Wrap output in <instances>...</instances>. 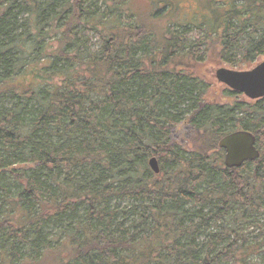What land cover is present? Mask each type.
<instances>
[{
	"label": "trees",
	"instance_id": "obj_1",
	"mask_svg": "<svg viewBox=\"0 0 264 264\" xmlns=\"http://www.w3.org/2000/svg\"><path fill=\"white\" fill-rule=\"evenodd\" d=\"M132 1L0 0V264H264V98L208 102L193 64L264 55V0L161 32L171 1ZM235 131L259 159L228 169Z\"/></svg>",
	"mask_w": 264,
	"mask_h": 264
},
{
	"label": "rangeland",
	"instance_id": "obj_2",
	"mask_svg": "<svg viewBox=\"0 0 264 264\" xmlns=\"http://www.w3.org/2000/svg\"><path fill=\"white\" fill-rule=\"evenodd\" d=\"M133 0L132 5L135 6V9L142 16L146 17V13L148 11H153L154 6H152L153 0ZM157 1V0H154ZM170 7L167 8L168 15L166 17L161 18V20L154 23V28L156 31L161 32L164 30L166 26H168V17L173 19H186V21L179 22H188L195 13L200 16L203 6L206 5L207 2L211 4L212 0H170ZM158 6V5H157ZM201 10V12H200ZM165 11V9H164ZM220 12H223L222 10ZM201 17V16H200ZM152 24V23H151ZM189 27H193L192 25H188ZM173 28L176 29L175 26ZM195 36V35H194ZM217 43V42H216ZM220 46L218 47L216 44L213 46V52L201 51L200 59L202 62H193L196 72L200 78L207 80L210 83V89L207 93L206 101L211 102L213 104L216 103H225L226 99H231L232 97L227 96L225 94V90L227 87L220 84L215 78V71L219 68H226L230 70L236 71H249L254 68L256 64L264 60V55L259 57L255 62L245 63V65H240L238 67H230L225 62L220 60L219 57ZM247 99V98H246ZM248 100V99H247ZM200 134H198L190 125L187 123H181L175 128L171 130L170 140L172 143L177 144L181 149L191 150L193 148V143L195 139H199Z\"/></svg>",
	"mask_w": 264,
	"mask_h": 264
},
{
	"label": "water",
	"instance_id": "obj_3",
	"mask_svg": "<svg viewBox=\"0 0 264 264\" xmlns=\"http://www.w3.org/2000/svg\"><path fill=\"white\" fill-rule=\"evenodd\" d=\"M216 80L228 90L241 94L250 101L264 98V60L249 71H236L219 68L215 71ZM218 147L224 151L223 163L226 168H240L246 162L259 159L255 136L249 131H235L220 139ZM151 170L157 174V160H149Z\"/></svg>",
	"mask_w": 264,
	"mask_h": 264
}]
</instances>
